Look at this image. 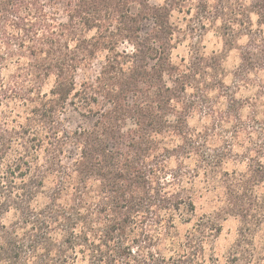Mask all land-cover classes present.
I'll return each instance as SVG.
<instances>
[{"label": "trees", "instance_id": "obj_1", "mask_svg": "<svg viewBox=\"0 0 264 264\" xmlns=\"http://www.w3.org/2000/svg\"><path fill=\"white\" fill-rule=\"evenodd\" d=\"M178 12L247 37L232 85ZM263 188L264 0H0V264H264Z\"/></svg>", "mask_w": 264, "mask_h": 264}, {"label": "rangeland", "instance_id": "obj_2", "mask_svg": "<svg viewBox=\"0 0 264 264\" xmlns=\"http://www.w3.org/2000/svg\"><path fill=\"white\" fill-rule=\"evenodd\" d=\"M153 3H162L163 0H152ZM191 16L185 15V13H175L174 21L178 25V45L173 51V59L175 62H181L182 60L194 62L195 69L205 70L206 63L209 59H212V64L217 73L225 75V81L227 84H233L232 73L237 69L240 64V50L239 47L246 43L247 37L240 38L234 46L226 44L225 39L219 29V26H208L201 30H192L196 26H192ZM98 63H95L93 69H91V75H95L98 70ZM237 91V97L242 99L248 108L244 111L245 115H253L254 109L252 107L253 95L255 90L249 89L248 86L235 87ZM256 111V110H255ZM70 121V126L75 128L79 125H87L91 123V119L81 117L74 111H69L66 115ZM192 126L199 125L196 119L191 121ZM264 190V188H263ZM197 194L203 195L196 199L198 214H208L213 211L217 206V199L214 198V193L205 191L202 183L197 185ZM223 230L220 236L215 241V245L218 253H223L226 248L234 240L239 221L235 217H228L223 221Z\"/></svg>", "mask_w": 264, "mask_h": 264}]
</instances>
